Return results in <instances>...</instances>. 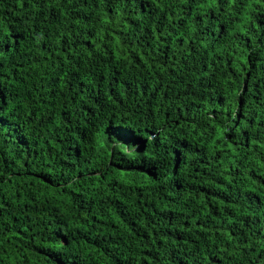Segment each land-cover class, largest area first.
<instances>
[{"label": "trees", "instance_id": "16d2710c", "mask_svg": "<svg viewBox=\"0 0 264 264\" xmlns=\"http://www.w3.org/2000/svg\"><path fill=\"white\" fill-rule=\"evenodd\" d=\"M0 264H264V0H0Z\"/></svg>", "mask_w": 264, "mask_h": 264}]
</instances>
